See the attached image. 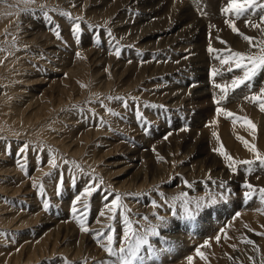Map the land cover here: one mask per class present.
<instances>
[{"label": "rangeland", "instance_id": "rangeland-1", "mask_svg": "<svg viewBox=\"0 0 264 264\" xmlns=\"http://www.w3.org/2000/svg\"><path fill=\"white\" fill-rule=\"evenodd\" d=\"M12 1L0 0V12L13 4L24 19L18 30L9 23L0 28V120L17 117L23 122L30 120L33 126H18L15 134L0 132V218L12 219L9 225L0 223V264H13L15 258L19 264H106L115 258L101 247L106 239L97 242L95 234L107 233L112 225L118 247L125 217L138 230L149 222L160 223L157 217L166 218L167 226L159 229L164 237L166 230L180 226L188 232L200 231L201 222L219 220L213 236L199 238L191 246L198 243L215 264L221 263L218 257H228V264H264V201L259 194L264 188V167L258 161L251 170L237 164L233 172L228 161L213 151L222 143L235 161H254L255 154L245 147L247 141L264 156V111L259 102L245 99L259 93L264 75L253 81L254 87L241 86L229 91L219 105L215 103L223 95L215 84L230 83L232 76L242 74L234 64H221L220 59L227 57L229 50L259 52L225 21L234 20L240 33L254 38L253 44L264 41V32L248 26L243 17L222 13L227 0H38L25 6L24 0ZM60 12L70 13L71 19ZM261 15L264 12L256 9L247 18L260 24ZM183 21V25L179 23ZM73 22L81 24L79 39L72 34ZM151 22L153 30L145 28ZM140 34L144 38L138 40ZM209 46L215 51L209 52ZM117 47L119 57L115 55ZM229 66L233 67L231 73ZM213 70L216 77L211 76ZM202 80H207L206 87ZM194 87L208 92L197 98L192 91H184ZM116 97L123 98L127 107ZM217 107L225 112L217 114ZM228 111L232 117L226 115ZM137 112L143 119H138ZM248 120L256 125V132ZM223 134H227L226 142L220 138ZM188 141L205 145L185 155V149L192 148ZM24 144L28 149L20 154ZM130 151L138 152L139 158L133 159ZM159 168L166 172L162 180ZM145 180L149 185L141 191L123 189L140 186ZM221 182L224 188L219 186ZM245 183L255 186L250 199L243 195ZM93 184L99 189L81 195ZM113 194L120 195L122 205L115 212L110 203ZM181 194H186L191 208L197 201L206 206L195 220L185 217L183 201H174ZM78 195V212L73 214ZM212 198L217 200L215 205L209 204ZM132 201L135 207L130 205ZM251 210L258 211L257 224L246 218L247 212L248 217L253 215ZM81 216L87 233L81 231ZM113 216L115 219H110ZM25 221L29 224L19 229ZM58 233V252H51ZM235 235L239 237L230 252L223 243L227 236ZM82 239L87 242L84 248ZM150 240L155 247L160 242L159 238ZM44 242L49 252L28 262ZM213 247L217 258L211 255ZM161 250L176 257L173 245ZM142 254L147 256V250Z\"/></svg>", "mask_w": 264, "mask_h": 264}, {"label": "snow or ice", "instance_id": "snow-or-ice-1", "mask_svg": "<svg viewBox=\"0 0 264 264\" xmlns=\"http://www.w3.org/2000/svg\"><path fill=\"white\" fill-rule=\"evenodd\" d=\"M256 9H260L262 12H264V0H227V6L221 9L222 13L232 14L236 19H239L243 17L245 19V23L248 24V26L252 28H256L264 32V28H261V24H264V15L260 16V24L256 23H250L248 21L247 15ZM60 15L67 17L71 19V15L68 12H60ZM45 18L48 19L51 22V17L47 15V13H44ZM79 19V18H77ZM225 23L231 28L232 32L238 33L243 36V39L249 43L252 47H257L259 49L258 54H246L241 52H233L229 50V55L223 59H220V57H217L220 59L221 64L230 65L234 64V67L236 69H239L242 74L241 75H234L231 77L230 83L225 84H215V87L220 90V92L223 94L220 98V100H215L216 104H220L222 100H225L228 97L229 91H235L236 89H240L241 86L244 88H252L254 87L253 81L257 79L258 76L264 75V41L260 42L259 44H253V37H249L247 35H244L243 33L239 32V29L235 23L234 20L228 19L225 21ZM54 27L58 28V25H54ZM72 34L75 38H80L81 33V24L73 22L72 25ZM57 38H60V32H56ZM108 35L111 37L112 33L111 31L108 32ZM220 43L224 44L226 43L224 40H220ZM209 52L215 51L214 49L209 46L208 48ZM79 55V53H77ZM115 55L119 57L121 55V50L119 47L115 50ZM227 71L231 73L233 71V67L229 66L227 68ZM218 75L216 70H213L211 72L212 77H216ZM111 99V98H110ZM115 99L120 100L123 102V98L116 97ZM245 99L250 100L252 102H259V109L261 111H264V85H262L259 88L258 94H252L250 96H245ZM124 103V107H127V103ZM161 108L163 106H160ZM111 111V110H109ZM217 114L225 112V109L222 107H217L216 109ZM112 115H118L117 113L112 112ZM226 115L229 117L233 116V113L228 111L226 112ZM138 119H143V117L140 116L139 112H137ZM247 124L251 127L253 132H256L257 127L256 125L251 121L248 120ZM147 127V124L145 125ZM171 133H169L170 135ZM214 136L217 134L214 132ZM218 138V137H217ZM165 139H167V135L165 136ZM245 147L249 148V151L253 152L255 154L256 159L253 160H241V161H235L234 158L229 155L225 150L224 146L221 143L219 148L213 149V151L219 153L226 161H228V167L233 171H237V164L248 166L249 170H251V166L254 165L257 161L259 164L264 167V156H262L257 150L255 145H252L249 147L248 142L244 141ZM28 149V145L24 144L20 149V154H23ZM50 163L55 165L54 160H50ZM22 170H23V166ZM62 183V181H61ZM102 183V181H101ZM221 188H224L225 185L223 182L219 185ZM243 187L246 189L243 193L245 199H250L255 195V186H253L250 183H245ZM40 193L43 194V185L39 186ZM99 186L96 184L87 186L84 190L83 194H91V191L98 190ZM260 198L262 201H264V188L259 189ZM106 193V197H107ZM114 198L111 200V209L115 212L116 209L122 207L120 204L121 197L119 194H113ZM80 199V195L76 196L73 201L72 206V213L77 214L78 209L76 207V202ZM175 200H181L183 201V212L185 214V217L190 220H195L196 216L200 213V211L206 207L201 201H197L195 203V208L189 207L190 201L187 200L186 194H181L179 197H175ZM217 203V200L215 198L210 199L209 204L215 205ZM153 206L155 207V202H153ZM43 208L47 210L49 208V204L47 201L44 202ZM85 208H87V205H85ZM104 213L101 212L100 215H103ZM175 212H173V215L175 216ZM110 219H115V216L111 217ZM145 221L148 220V217H143ZM157 219L160 221L159 224H151V222L148 223V226L145 227L143 230H138L136 227L133 226V224L129 221L127 217L124 218L123 224L124 232H123V239L119 242V245L117 247L116 239H115V228L112 225H109L108 232H98L95 234V238L97 242H99L101 239H106L105 244H101V247L103 250L107 253L109 257H114L115 259H110L106 262V264H143V261L145 259L144 255L142 254L145 249L147 250L149 256L151 257H157L161 249H158L155 247V245L152 243L150 238H159L161 243H167L169 246H171L174 242H170L167 240L166 237H164L159 229L161 227L167 226V220L164 217H157ZM80 228L82 232H89V229L85 227L83 216L80 217ZM217 242H219L220 237H216ZM207 241L205 242V246H207ZM248 243H252V241H248ZM197 255L200 256L202 259L204 258V254L200 251V249H197ZM189 264H192L193 257L189 256L188 258Z\"/></svg>", "mask_w": 264, "mask_h": 264}, {"label": "bare ground", "instance_id": "bare-ground-1", "mask_svg": "<svg viewBox=\"0 0 264 264\" xmlns=\"http://www.w3.org/2000/svg\"><path fill=\"white\" fill-rule=\"evenodd\" d=\"M16 0H13L12 2H15ZM24 1H26L25 3H23L22 4V6L24 5H29V4H32L34 1H36V2H38V0H31V1H28V0H24ZM52 2H53V0H51ZM63 0H61V2H62ZM89 1V0H88ZM155 1V0H154ZM20 2H21V0H20ZM43 2V1H42ZM47 2V1H46ZM49 2V1H48ZM90 3V2H89ZM153 4V3H152ZM161 5V4H160ZM13 6V4H11V7L9 6V7H7V8H4V9H2V12H0V19H4V20H2V23H1V25H0V28H2L3 26H5V25H7L8 26V23L9 24H12L13 26L11 27L12 29H14V30H18V28H19V25L21 24V19L23 20L24 18H23V15H22V12H20V10L19 9H16V8H14V7H12ZM155 6V5H154ZM152 7V6H151ZM148 10V9H147ZM78 13H80L79 11H80V9H77L76 10ZM162 11V10H161ZM180 12H181V10H180ZM178 14H181V13H178ZM180 16V15H179ZM155 17V16H154ZM171 17V16H170ZM176 16L174 15V16H172L171 18L172 19H174ZM20 18V19H19ZM149 18V17H148ZM145 19V18H144ZM147 19V18H146ZM167 19V18H166ZM172 19H170V21L172 20ZM191 19V18H190ZM163 20V19H162ZM168 20H169V18H168ZM167 20V21H168ZM176 20V19H175ZM161 21V20H160ZM166 21V20H165ZM163 22V23H165L166 24V22ZM139 22V21H138ZM162 22V21H161ZM169 22V21H168ZM172 22H173V20H172ZM144 23H146V22H144ZM149 23V22H148ZM158 23H159V21H158ZM179 23H181L182 25L184 24V21L183 22H179ZM154 24V23H153ZM153 24H152V22L150 23V24H147L146 26L147 27H145V28H147V29H150V28H152V30H153ZM23 25V24H22ZM161 25V24H160ZM172 25V24H171ZM171 25H169V26H171ZM162 26V25H161ZM164 26V25H163ZM191 26V25H190ZM22 27H24V26H22ZM144 27V26H143ZM160 28V27H159ZM179 27H176L175 29H178ZM22 30V29H21ZM143 31H144V29H142ZM141 30V31H142ZM151 30V29H150ZM151 32V31H150ZM144 34H148L147 33V31H144ZM19 35H21V34H19ZM142 37H143V34H140L139 35V37L137 38L138 40L139 39H142ZM144 38V37H143ZM26 39V38H25ZM19 42V41H18ZM159 42V41H158ZM17 45V44H16ZM180 55V54H179ZM202 61V60H201ZM202 65V64H201ZM204 67V66H203ZM129 69H130V67H129ZM202 69V68H201ZM131 70V69H130ZM197 72H199V71H197ZM151 73V72H150ZM202 74V73H201ZM76 75H77V73H76ZM80 75V74H79ZM74 77V76H73ZM82 77V76H81ZM203 81V80H202ZM207 81V80H206ZM206 81H203V83L205 84V86L204 87H206L208 84L206 83ZM190 83V82H189ZM202 84V83H201ZM203 84V85H204ZM135 85V84H134ZM203 87V86H202ZM183 89H184V87H182ZM197 89H195V87L194 88H186L184 91L186 92V91H192V94L195 96V97H197V98H200L201 96H204L205 94H207V93H205V92H208L207 91V88L205 89H202L201 91H196ZM187 94V93H186ZM188 95V94H187ZM196 123V122H195ZM18 126H22V127H24V126H27V127H29V126H33L32 125V122H30V120H24V122L21 120V119H18L17 117H11L9 120H7V121H4V120H0V132H7V133H9V134H15L16 132H18L19 130V128L17 129V127ZM24 129V128H23ZM19 133V132H18ZM224 136V137H223ZM221 139H222V141H224V142H226V139L228 140V138H227V134L225 135V134H223V135H221V137H220ZM230 142V141H229ZM187 144H189L190 146H192V148H190L188 145V147L185 149V151H186V154L185 155H187L188 153H192L193 151H194V147H197V146H201V148H203V146L205 145L204 144V142L202 141V142H200V141H198L197 143H196V145L195 144H191V143H189V141L187 142ZM233 144V143H232ZM263 144V143H262ZM178 146H179V144H178ZM235 146V145H234ZM226 147V146H225ZM260 147H263V146H260ZM232 148V147H231ZM228 149V148H227ZM233 149V148H232ZM231 150V149H230ZM233 151V150H232ZM263 151V150H262ZM178 152V151H177ZM130 153H131V155H132V157H133V159H138L139 158V155H138V152L136 153V151H130ZM141 153V152H140ZM181 154V153H180ZM243 157H244V155H242ZM197 158V157H196ZM245 158V157H244ZM184 159H185V157H184ZM148 167V166H147ZM167 169V168H166ZM199 169V168H198ZM159 170V178H160V180H162V179H164L165 178V174H166V172H165V169L164 168H159L158 169ZM198 171V170H197ZM157 173V172H156ZM149 175V174H148ZM147 175V176H148ZM154 175V174H153ZM142 176V175H141ZM155 176V175H154ZM143 178V177H142ZM141 178V179H142ZM156 178V177H155ZM155 178H153V179H155ZM136 179V178H135ZM160 180H153L154 182L153 183H158ZM147 185H149L148 183H147V181L145 180V181H143V183H142V185H138V184H134V185H129V186H127L126 185V187H123V189H126L127 191H132V192H134L135 193V191H141L145 186H147ZM128 187V188H127ZM193 191V190H192ZM186 192V191H185ZM140 193V192H139ZM192 198V197H191ZM130 205L131 206H133V207H135V205H134V203H133V201L130 203ZM137 206V205H136ZM140 208V207H139ZM234 209V208H233ZM140 210V209H139ZM159 211V209L156 211V212H158ZM229 211H231V209H229ZM246 212V211H245ZM251 212L253 213V215L252 216H250V217H248V212L247 213H245L246 214V218H251V219H253L254 220V222L257 224L259 221L258 220H260V217H258L257 216V210H251ZM262 212L263 211H260L259 213L260 214H262ZM250 213V212H249ZM260 214H259V216H260ZM256 216V217H255ZM239 217V216H238ZM238 217H236V219H238ZM243 217H245V215L243 216ZM208 220H206V222H207ZM219 220H211V221H209V222H207V224L206 223H204V222H201V225H202V228H203V230L201 229L200 231H190V232H188L189 230H181V229H179V227L177 228H175L174 230H172V229H170V230H166L165 231V235H166V237H167V239L168 240H171L172 242H174L172 245L173 246H175L176 247V251H175V254H176V257H174V256H172V255H170V254H167L166 252L164 253H160L157 257H151V256H149V254H147V256H145L146 258H145V260L143 261L144 262V264H189V262H188V257L189 256H191V257H193V260H192V264H215V262H211L210 261V259H212V258H209L208 256H206V251L204 250V249H200V251L204 254V258L202 259L200 256H198L197 255V249H198V245L197 244H194L193 246H191L192 244H193V242H195V241H198V239L199 238H201L200 240H202V239H205V238H208L209 236H213V234H212V232L214 231V228H215V226L217 225V222H218ZM237 221V220H236ZM12 222V219L11 218H6V219H3V218H0V223H1V225H9L10 223ZM253 221H252V225H253V223H254ZM251 223V222H250ZM26 224H29L28 222H26L25 221V223H23V224H21L20 223V225H19V229H21V228H24V226H26ZM156 224H159V223H156ZM246 224V223H245ZM46 225V224H45ZM238 225V224H237ZM264 225V224H263ZM37 226V225H36ZM47 226V225H46ZM239 226V225H238ZM191 227H194V226H191ZM243 227V226H242ZM169 228V227H168ZM235 229V228H234ZM239 229H241V228H239ZM59 230V229H58ZM239 230L237 229L236 230V232H238ZM56 232V231H55ZM61 232V231H60ZM64 232V231H63ZM72 234H73V232H72ZM56 235V234H55ZM59 233L56 235V240H55V249H53V251H51V252H54L55 250L57 251V246H58V244H60V240L58 239V237H59ZM68 235H66V233H65V238L64 239H66V237H67ZM232 236V235H231ZM235 238H231V237H229V236H227V238H226V240H225V243H223L224 244V247H225V249H227L228 251H233L234 252V249H235V247H234V243H235V241L236 240H234V239H236V237L238 238L239 236H237V235H235L234 236ZM210 238V237H209ZM50 239V238H49ZM49 239H48V241H49ZM156 240V239H155ZM155 240H154V242H155ZM45 241V240H44ZM88 241V240H87ZM170 241V242H171ZM82 248H84L83 247V244H87V242H85V241H83V239H82ZM54 243V242H53ZM212 243V242H211ZM210 243V244H211ZM237 243V242H236ZM52 244V243H51ZM47 243H45L44 242V244H42V245H40V249H39V251L38 252H35L34 251V253L32 254V256L29 258V261L28 262H32V261H38L39 259H40V256H44L46 253H48L49 251H47ZM169 245V244H168ZM171 245V246H172ZM208 245H209V243H208ZM167 246V243H161V241L159 242V243H156V248H158V249H161V247H166ZM194 246H196L197 248L196 249H194L193 247ZM87 247V246H86ZM212 247V246H211ZM232 247H234V248H232ZM210 249H213L212 251V256H214V258L216 257V255H217V253H218V251H217V249L216 248H210ZM84 250V249H83ZM86 250V249H85ZM209 250V249H208ZM254 250V249H253ZM31 251V250H30ZM79 251V250H78ZM81 251V250H80ZM236 251H237V249H236ZM249 251V250H248ZM252 251V250H251ZM262 251V250H261ZM58 252V251H57ZM67 252H69V251H67ZM83 252V251H82ZM208 252V251H207ZM227 252V251H226ZM264 251H262V253H263ZM84 253V252H83ZM86 253V252H85ZM179 253V254H178ZM184 253V254H183ZM229 253V252H228ZM236 253V252H235ZM254 253V252H253ZM164 254V255H163ZM180 254H183V255H180ZM85 255V254H84ZM228 255V254H227ZM233 255V254H232ZM231 255V256H232ZM236 255H237V257H239L238 256V254L236 253ZM77 256H81V252H78L77 253ZM83 256V255H82ZM187 256V257H186ZM219 256H220V254H219ZM229 256V255H228ZM231 256H229V257H231ZM241 256H244V255H242L241 254ZM251 256V255H250ZM39 257V258H38ZM176 258H178V259H176ZM217 258V257H216ZM244 258V257H243ZM106 259V258H105ZM172 259V261H169V260H171ZM177 261H176V260ZM218 259L221 261V263H216V264H228V260H229V258L227 257V258H223L222 260H221V258L220 257H218ZM217 259V260H218ZM242 259V258H241ZM214 260H216V259H214ZM216 260V261H217ZM251 259H249V261H250ZM22 262V261H21ZM257 262V261H256ZM12 263L13 264H19V260L17 259V258H15L13 261H12Z\"/></svg>", "mask_w": 264, "mask_h": 264}]
</instances>
